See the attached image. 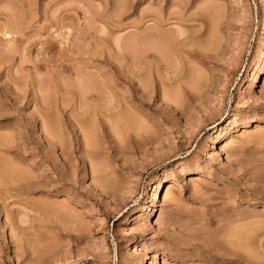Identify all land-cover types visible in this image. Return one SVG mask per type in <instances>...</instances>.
I'll return each instance as SVG.
<instances>
[{"label":"rangeland","instance_id":"rangeland-1","mask_svg":"<svg viewBox=\"0 0 264 264\" xmlns=\"http://www.w3.org/2000/svg\"><path fill=\"white\" fill-rule=\"evenodd\" d=\"M147 262L264 264V0H0V264Z\"/></svg>","mask_w":264,"mask_h":264},{"label":"bare ground","instance_id":"bare-ground-1","mask_svg":"<svg viewBox=\"0 0 264 264\" xmlns=\"http://www.w3.org/2000/svg\"><path fill=\"white\" fill-rule=\"evenodd\" d=\"M154 47H155V46H154ZM120 118H121V117H120ZM120 118H119V119H120ZM232 118H233V117H232ZM234 118H235V117H234ZM121 120H122V119H121ZM228 120H229V119H228ZM116 121H117V120H116ZM122 121H123V120H122ZM232 121H233V120H232ZM232 121H230V122H232ZM120 122H121V121H120ZM230 122H229V124H231ZM119 124H121V123H119ZM124 124H125V121H124ZM120 126H121V125H120ZM89 128H90V127H89ZM91 128H92V127H91ZM88 133H89V131H88ZM90 134H91V133H90ZM156 197H157V192L155 193V198H156ZM252 251H253V250H252ZM147 264H148V262H147Z\"/></svg>","mask_w":264,"mask_h":264}]
</instances>
